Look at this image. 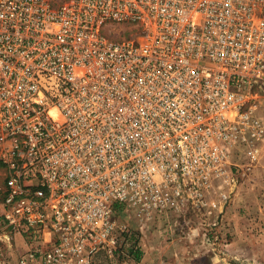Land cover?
Returning a JSON list of instances; mask_svg holds the SVG:
<instances>
[{"label": "built area", "instance_id": "1", "mask_svg": "<svg viewBox=\"0 0 264 264\" xmlns=\"http://www.w3.org/2000/svg\"><path fill=\"white\" fill-rule=\"evenodd\" d=\"M258 103L264 0H0V264H119L190 213L218 239Z\"/></svg>", "mask_w": 264, "mask_h": 264}, {"label": "crops", "instance_id": "2", "mask_svg": "<svg viewBox=\"0 0 264 264\" xmlns=\"http://www.w3.org/2000/svg\"><path fill=\"white\" fill-rule=\"evenodd\" d=\"M129 225L137 232L141 228L137 220ZM154 226H146L139 232L140 258L122 259L119 264H264V243L248 236L247 229L232 228L236 234L233 241L226 249H219L205 245L200 227L182 225L176 231L169 228L171 241L167 242L166 232L162 234ZM103 258L104 255H99L97 264H107Z\"/></svg>", "mask_w": 264, "mask_h": 264}, {"label": "rangeland", "instance_id": "3", "mask_svg": "<svg viewBox=\"0 0 264 264\" xmlns=\"http://www.w3.org/2000/svg\"><path fill=\"white\" fill-rule=\"evenodd\" d=\"M258 105L257 114L263 116L264 107L259 103ZM233 172L235 173L233 199L227 203L225 211L221 214V216L224 214L222 218L220 216V218L217 217L218 219L211 218L216 219L217 223L219 222L216 230L218 239H215L211 232H208L207 235L201 234L203 242L209 247L226 249L236 236L232 233V228L236 229L237 227L247 229L248 236L255 237L257 242L264 243V159L249 168H233ZM119 220L131 223L137 219L130 212ZM170 220L172 221V219ZM175 220H179L180 224L186 222V226H199L202 223V219L194 216V213H190V216L185 218L174 217L172 222L166 219V223L165 221L155 223V229L162 231V234L166 232L167 242L171 241L168 231L174 225ZM164 228H166V231H164ZM160 238H163V236ZM103 260H106V257Z\"/></svg>", "mask_w": 264, "mask_h": 264}, {"label": "trees", "instance_id": "4", "mask_svg": "<svg viewBox=\"0 0 264 264\" xmlns=\"http://www.w3.org/2000/svg\"><path fill=\"white\" fill-rule=\"evenodd\" d=\"M136 242V241H135ZM135 242L133 243V247L135 245ZM130 253H133V255L135 256V258L139 259L140 255H141V251L140 250H134L133 248H129Z\"/></svg>", "mask_w": 264, "mask_h": 264}]
</instances>
